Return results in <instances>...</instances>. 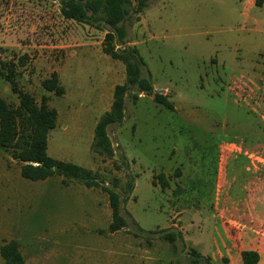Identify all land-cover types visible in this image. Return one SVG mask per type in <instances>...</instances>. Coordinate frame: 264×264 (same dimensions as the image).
Here are the masks:
<instances>
[{"label":"rangeland","instance_id":"1","mask_svg":"<svg viewBox=\"0 0 264 264\" xmlns=\"http://www.w3.org/2000/svg\"><path fill=\"white\" fill-rule=\"evenodd\" d=\"M135 9L132 0L117 47L137 49L174 109L127 93L122 122L108 127V158L91 151L94 126L125 69L102 52L107 27L65 18L59 0H0V57L16 58L18 86L58 111L48 154L97 171L109 187L116 178L130 214L125 229L107 232L104 192L59 175L26 179L0 148V244L16 239L26 264H192L191 248L223 264L225 246L212 245L222 209L246 236L264 237V0H147ZM55 70L62 96L41 86ZM0 96L18 101L1 76ZM161 171L164 190L151 183ZM223 220L225 242L237 228ZM168 228L181 233L175 249L160 237Z\"/></svg>","mask_w":264,"mask_h":264},{"label":"trees","instance_id":"2","mask_svg":"<svg viewBox=\"0 0 264 264\" xmlns=\"http://www.w3.org/2000/svg\"><path fill=\"white\" fill-rule=\"evenodd\" d=\"M132 0H59L60 12L67 18L80 23L107 27L102 42V52L113 59L120 60L125 69V81L116 84L113 89L110 108L104 111L94 126L91 151L104 157L114 155V147L108 134V127L121 123L125 114V98L129 93L133 102L139 98V93L150 95L158 104L173 110V103L165 93L154 90L150 76L143 74L144 62L134 47L118 48V44L125 42L126 30L123 22L129 14ZM136 12L146 6L147 0H136ZM260 0H257V4ZM26 55L17 60L24 63ZM16 58L2 59L0 57V76L9 83L10 89L16 93L18 101L13 104L0 96V148L9 151L12 159L20 163V174L29 180H42L53 175L62 177L61 183L69 185L72 181H79L88 188H99L108 197L111 210V221L107 232L113 233L128 226L130 214L123 208L122 198L118 191V181L113 179L109 187L97 171L79 164L61 160L50 156L47 152L49 132L56 126L57 111L48 104V97L42 95L37 101L33 94L21 89L17 83ZM41 86L47 92L56 96L65 93L58 74L52 71L41 80ZM179 174V171L176 172ZM153 185L161 190L170 186L169 176L163 171L153 174ZM133 178L127 182L126 189L133 188ZM178 186V185H177ZM99 233L105 230L99 229ZM160 237L173 245L180 238L181 233L176 228L160 229ZM192 264H212L209 256L200 254L191 248ZM0 256L3 264H25L20 243L16 239L5 240L0 244ZM226 261V259H224ZM241 264H259V253L256 250L241 251Z\"/></svg>","mask_w":264,"mask_h":264},{"label":"crops","instance_id":"3","mask_svg":"<svg viewBox=\"0 0 264 264\" xmlns=\"http://www.w3.org/2000/svg\"><path fill=\"white\" fill-rule=\"evenodd\" d=\"M55 71L57 72L59 80H60L61 78L59 75V71H57V70H55ZM60 83H61V80H60ZM61 85H62V83H61ZM64 89H65V87H64ZM111 89L112 90L114 89V87H112V85L110 87V90ZM65 92H66V89H65ZM109 105H111L110 100H109ZM57 117H58V111H57ZM56 124H57V122H56ZM96 189H99V188H96ZM215 200L216 201H215V203H213V206H214V204H216V207H217L219 205L217 194L215 196ZM104 211H105V208H104ZM108 212L109 211H105L106 214L105 213L104 214L111 216V210H110V214H108ZM216 216L219 217V219L221 220V222H220L221 227H220V230L218 232L216 231V237L214 238L212 245H213V248H219V247H221V245L225 246L226 254H228L227 256L229 257V259H227L228 257L227 258L225 257L226 262L223 264H233V260L230 257L231 255L234 256L236 264H241V251L245 250V249L256 250L259 253V264H262V256L264 255V237H262V236L258 237V235H254L253 233L250 234V236H246L243 232V229L245 227L244 224H242L241 222H239L238 220H236L234 218H228L229 216H231V214L225 215L224 209L218 211V214H216ZM225 217H227V221H229V223H234V225L236 226L237 229H235L233 233L230 232L229 238H225L226 241L224 242L222 239V233L225 234V231L227 232V229L225 228L226 225L224 224L225 221L223 220V218H225ZM256 220L258 223H260L262 221L258 217H256ZM180 230H182V228H180ZM255 231H256V229H255Z\"/></svg>","mask_w":264,"mask_h":264}]
</instances>
